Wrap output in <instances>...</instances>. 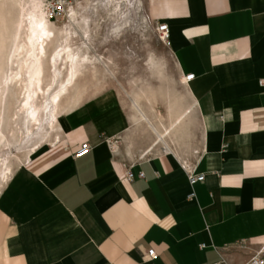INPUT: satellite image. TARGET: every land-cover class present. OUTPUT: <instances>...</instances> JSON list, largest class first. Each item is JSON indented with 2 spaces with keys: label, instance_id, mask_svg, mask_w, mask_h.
Returning <instances> with one entry per match:
<instances>
[{
  "label": "crops",
  "instance_id": "obj_1",
  "mask_svg": "<svg viewBox=\"0 0 264 264\" xmlns=\"http://www.w3.org/2000/svg\"><path fill=\"white\" fill-rule=\"evenodd\" d=\"M145 4L187 96L150 98L142 118L91 96L22 145L0 173V264L228 262L264 236V0Z\"/></svg>",
  "mask_w": 264,
  "mask_h": 264
},
{
  "label": "bare ground",
  "instance_id": "obj_2",
  "mask_svg": "<svg viewBox=\"0 0 264 264\" xmlns=\"http://www.w3.org/2000/svg\"><path fill=\"white\" fill-rule=\"evenodd\" d=\"M107 2L119 9L131 2L135 9L140 6L139 0ZM83 8L77 4L67 12L82 27L79 32L71 20L55 28L39 0H0V173L22 145L28 155L57 135V117L65 112L63 103L73 98L70 91L82 71L110 63L91 52L88 16L83 21L74 18L76 10ZM148 60L154 62L152 57ZM141 97L151 101V90L131 92V107L139 118L143 117Z\"/></svg>",
  "mask_w": 264,
  "mask_h": 264
},
{
  "label": "rangeland",
  "instance_id": "obj_3",
  "mask_svg": "<svg viewBox=\"0 0 264 264\" xmlns=\"http://www.w3.org/2000/svg\"><path fill=\"white\" fill-rule=\"evenodd\" d=\"M85 2L94 4L96 9L88 8ZM77 4L84 7L85 12L77 9L74 18L83 21V17L88 16L86 22L90 24L92 54L110 63L104 62V67L98 64L95 69L82 71L76 88L70 91L73 98L63 103L65 111L85 98L101 94H111L131 108V92L139 88L151 90V98L182 99L187 96L186 86L176 71L168 45L153 30L145 0H139L140 6L136 9L133 2L128 6L122 5L121 9L111 7L107 0H79ZM69 20L72 18L67 13L60 21L51 22L59 29ZM72 22L81 32L82 27ZM149 57L154 59L152 64ZM140 100V106L145 109L147 99L141 97Z\"/></svg>",
  "mask_w": 264,
  "mask_h": 264
},
{
  "label": "built area",
  "instance_id": "obj_4",
  "mask_svg": "<svg viewBox=\"0 0 264 264\" xmlns=\"http://www.w3.org/2000/svg\"><path fill=\"white\" fill-rule=\"evenodd\" d=\"M41 7L45 16L52 22H57L63 19L68 10L71 7H75L79 0H39ZM153 26L154 32L157 34L158 38L161 39L166 45H169L168 40V27L166 23L154 22L150 19ZM182 77V78H181ZM183 82L188 81L192 78V73H186L181 76ZM90 145L87 141L80 143V146L75 150L74 154L79 155L86 152ZM186 178L188 182H193L195 180H201L203 177V172H195L193 167L185 168ZM192 195V192L189 194ZM202 245V244H200ZM237 249L243 250V257L239 260L226 261L222 256L218 259L212 260L210 262H204L202 264H264V236L262 239L257 241L252 240H241L235 245ZM146 254L148 256L154 255L152 248L146 249Z\"/></svg>",
  "mask_w": 264,
  "mask_h": 264
}]
</instances>
